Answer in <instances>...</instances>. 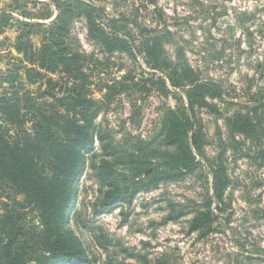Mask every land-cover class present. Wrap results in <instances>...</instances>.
Wrapping results in <instances>:
<instances>
[{"label": "trees", "instance_id": "trees-1", "mask_svg": "<svg viewBox=\"0 0 264 264\" xmlns=\"http://www.w3.org/2000/svg\"><path fill=\"white\" fill-rule=\"evenodd\" d=\"M70 1L59 6L48 24L20 21L22 33L15 41L18 62L0 72V264H91L66 220L85 169L98 185L96 205L109 211L119 203H131L141 191L181 179L203 165L211 173L212 190L208 206L197 210L190 226L201 234L212 230L230 185L223 160L214 164L203 155L200 111L216 108L222 115L213 102L222 101L221 87L213 79L199 77L182 47L168 55L166 45L174 36L169 28L139 20L140 9L155 5L156 0H140L132 16L120 12L106 20L104 9L94 0ZM74 18L85 20L88 37L106 53L124 52L132 58L140 53L152 68L168 72L165 77L174 93L184 92L185 105L164 108L153 135H128L115 142L114 132L97 121L117 94L148 95L160 89L156 87L160 81L129 72L95 97L83 72L87 57L70 36ZM236 19L244 26L251 17L243 11ZM41 29L45 33L36 47L29 35ZM35 83L45 87V98L34 94L30 85ZM132 106L133 111L136 104ZM244 107V113L225 116L232 137L241 134L264 142V94L253 106ZM201 156L204 163L197 160ZM184 214L182 207L172 206L166 219L177 220Z\"/></svg>", "mask_w": 264, "mask_h": 264}, {"label": "rangeland", "instance_id": "rangeland-1", "mask_svg": "<svg viewBox=\"0 0 264 264\" xmlns=\"http://www.w3.org/2000/svg\"><path fill=\"white\" fill-rule=\"evenodd\" d=\"M94 1L104 9V20L120 12L132 16L141 2ZM70 3L0 0V72L18 62L15 41L22 33L20 21L48 24L59 6ZM243 11L251 17L244 26L236 19ZM138 14L148 26H166L174 33L166 45L169 56L176 46L182 47L199 77L213 79L221 87L222 101L213 102L222 115L216 108H203L200 117L203 155L214 164L221 158L230 179L223 209L213 221L212 230L203 234L191 231L192 217L208 206L212 190L211 173L203 167L201 156L197 160L202 166L194 172L141 191L131 203H119L109 211L96 205L98 185L93 173L85 169L68 211L67 225L79 236L91 264H264V142L241 134L233 138L225 120L233 113H244V106H253L264 94V0H156L155 5L140 9ZM44 33L41 29L29 35L34 46H39ZM70 36L77 50L87 57L83 72L95 97L129 72L136 78L160 81L156 85L160 89H152L148 95L117 94L109 110L97 118L103 129L114 132L115 142L128 135H153L164 108L185 105L184 92L172 91L165 77L168 72L152 68L137 52L135 58L124 52L106 53L88 37L83 18L72 20ZM163 80L166 82L161 87ZM30 88L45 98L44 86L35 83ZM166 88L170 92L165 93ZM132 104H136L133 111ZM172 206L176 210L182 207L185 214L167 220Z\"/></svg>", "mask_w": 264, "mask_h": 264}]
</instances>
